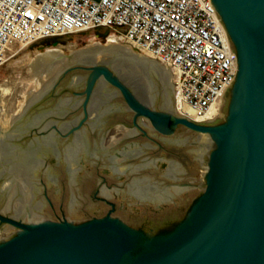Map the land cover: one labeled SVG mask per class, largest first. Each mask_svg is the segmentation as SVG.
Wrapping results in <instances>:
<instances>
[{"label":"water","instance_id":"1","mask_svg":"<svg viewBox=\"0 0 264 264\" xmlns=\"http://www.w3.org/2000/svg\"><path fill=\"white\" fill-rule=\"evenodd\" d=\"M211 4L238 64L236 77L222 98L215 120L200 124L176 115L168 70L154 65L126 45H115L95 51L63 71L28 107L7 140L0 141V210H5L7 216L15 213L16 219L24 217L30 223L26 225L0 216L1 223L20 230L15 236L0 239H9L0 242V264H123L134 252L138 237L109 219L78 226L42 222L62 213L70 220L81 222L101 211L102 206L96 204L98 201L91 192L101 177L107 178L111 185L116 180L111 173H106L107 163L100 166L92 163L93 155L105 159L103 150L95 152L94 140L101 143L104 131L116 124L122 125L118 121L127 119L130 113L126 106L133 113V126L137 129H140L137 120L145 119L156 132L165 136L173 135L177 126L197 132L179 134L182 139L195 142V146L177 147L165 142L163 152H147L151 157L176 160L181 165V181L195 183L191 197L204 191L205 180L207 185L203 202L191 214L188 223L163 239L151 241L148 249L134 256L128 264H264V0H211ZM82 70L90 72L88 79ZM100 81L118 90L122 98ZM84 87L83 93L74 95L83 97L85 118L80 125L88 119L90 127L85 128L89 149L82 152L83 132L77 131V148L69 147L65 154L70 175H76L78 158L85 164L76 183L71 184L64 164L58 166L54 153L40 152V148L28 150L27 145L31 124L46 112L45 117H63L70 113V120L61 130L78 129L82 102L73 93L82 92ZM171 92L173 107L167 102ZM119 111L125 115L117 118L118 121L114 115L103 118L105 113ZM41 120L38 118L37 122ZM216 121H219L218 126H208ZM100 123L104 125L101 132L94 133L92 128ZM56 125L54 119L46 128L55 129ZM19 136L23 140L13 144ZM45 144L59 156L54 143L46 139ZM116 149L112 154L119 151V147ZM140 153L129 150L109 157L110 169L115 175L124 176L128 171L154 166L153 160H145L135 167L123 164ZM44 155L50 165L47 168H42ZM163 169L166 178L176 179L177 165L164 163ZM163 169L141 172L136 177L144 179L130 183L129 194L140 201H166L168 208H172L167 200L175 192L179 193L180 188L165 190L150 183L164 182ZM51 177L57 181H52ZM58 187L59 196L55 194ZM45 192L55 212L50 210ZM106 195L111 197L110 192ZM184 199L181 194L174 200L183 203ZM128 200L132 206L144 210L145 217L154 225L179 217L167 215L169 210L151 215V209L155 208L153 203L138 202L126 193L113 198L112 202L117 207L128 208Z\"/></svg>","mask_w":264,"mask_h":264},{"label":"built area","instance_id":"2","mask_svg":"<svg viewBox=\"0 0 264 264\" xmlns=\"http://www.w3.org/2000/svg\"><path fill=\"white\" fill-rule=\"evenodd\" d=\"M87 32L167 69L176 115L217 118L238 64L211 0H0V68L16 45Z\"/></svg>","mask_w":264,"mask_h":264},{"label":"flooded vegetation","instance_id":"3","mask_svg":"<svg viewBox=\"0 0 264 264\" xmlns=\"http://www.w3.org/2000/svg\"><path fill=\"white\" fill-rule=\"evenodd\" d=\"M79 70H81V69H79ZM82 71H84V70H82ZM84 72L87 73V79H88L90 72H88V71H84ZM114 74H115V72H114ZM86 82H87V80L85 81V86H86ZM100 82H103L105 85L109 86L111 88V91H113L115 93V95H119V97L122 98L120 93L118 92V90H116L115 88H113L112 86H110L109 84H107L104 81H100ZM100 82H98V84L96 85L95 91H96ZM48 88H45L44 90H42L40 92V94L35 99H33L29 102V105L18 116V118L15 122H17L20 119V117L27 110V108L32 103H34ZM84 90H85V87L83 88L82 92H74L73 95L83 93ZM158 92L159 91H157L156 94L158 96H160V93H158ZM228 95H229V93L226 95V98L228 97ZM75 98H77V100H81V102H82L81 103L82 115H79L80 120H79V124H78V129H71L70 128L66 132H63L61 130L62 125L66 121L70 120V119L68 120V118L71 115L70 113L65 114L63 117H52V116H46L45 117V114L47 113L46 112V113L40 114L38 117H36L34 122L31 124L30 131H32V132L29 135L30 139H29V144L27 145L29 148L28 150L40 148V152L44 153V152L50 151V152L54 153V157L58 160V161H56V162H58V166L61 163L64 164V168L66 169V173H68V175H67L68 181H70L71 184L76 183L77 177H78L81 169L84 168V164H85L84 160L78 158L77 159L78 170L76 171V175H75V177H72L70 175L65 154H66L69 147L77 148V145H76V132L77 131L83 132L82 142L84 145L83 146L84 150L82 152L86 151L85 148L89 149V141H88L89 139L87 136L88 135L87 129L85 128L86 126L90 127V125H88V123H87L88 119H86L85 122L82 125H80L82 120L85 118L84 113H83V107H82L83 97L75 96ZM68 99L71 100L72 98H68ZM167 102H168L169 106L173 107L172 92L169 94V100ZM89 104H88V106H89ZM151 107L157 111H162L161 109H157L153 106H151ZM126 108L130 113L128 115V118L126 117L127 119H125V120H122V119L119 121L117 120V118H121L122 116L125 115V114H123V112H120V111L114 112V113L111 112L112 114L111 113H105L103 115V118L107 115L116 116V120L119 123H121L122 126L125 127L128 125V127H129L127 129L128 132H126V134H120L121 136L118 139H114V137H115L114 134H111L112 128H109L108 130L104 131L105 133L103 134V136L100 140L101 143H99L97 140H94L95 141V147H94L95 152H99V151L103 150V152L105 154L104 155L105 159L102 160L101 156L93 155L95 161L92 163L95 166H100L103 162L107 163L108 170L106 171V173L107 174L111 173V175H113L114 179L116 180V182H113L111 185L106 180L107 178L101 177V180L96 182V184H95L96 187L91 192L92 197L94 199H97V201H98L96 204H99L102 206V208H100L101 211L96 213L97 214L96 216H93L92 218L83 220L81 222H75L73 220H70V219L66 218L65 215H63V213L61 215L56 214L54 217H51V219L50 218L49 219H43V221H42V222H50V223H54V224H59V225H62L63 223H68V224H71L72 226H78V225H81V224H84L87 222H91V221H101L104 219H109V220L117 222L118 224L125 227L132 235L138 237L136 249L134 250V252L132 254H130L128 256V258H126L123 261L124 262L123 264H128L129 261L134 256H136L137 254L141 253L144 250H147L148 244H150L151 241L163 239V238L169 236L170 234H172L173 232H175L179 227L187 224L191 214L198 207V205L203 202L204 195L206 193V187H207L206 180H205L204 191H202L198 196L191 197L189 194L192 193L193 189H195V183L191 182V181H185V182L181 181V179H180L181 173L179 172L181 165L176 160L175 161L174 160H167L164 157L163 158L162 157H151L150 154L148 153L149 151H153L156 154L159 151L163 152V149H164L163 144L165 142L174 144L177 147L178 146H195L196 145L195 142H190L189 138H183L182 139L179 134H181L182 132H192L194 134H198L197 132L188 130L182 126H177L173 135L165 136V135H162V134H159L158 132H156L151 127L150 123L145 119H138L137 120V124L140 128V129H137L133 126V113L128 109L127 106H126ZM111 110H113V109H111ZM38 118H42V120L40 122H37ZM54 119H55V121H57V125L55 126V129L54 128L50 129L48 127L46 128L48 122L51 120H54ZM216 122L208 124V126H218L219 121L217 123ZM103 126L104 125L100 123L99 126H97L96 128H92V130L94 133L95 132L100 133L101 132L100 128ZM116 134L117 133H115V135ZM4 138L5 137H0V141H3ZM46 139H49L50 143H54L55 151L58 152L59 156H57L55 154L54 149L46 146V144H45ZM22 140H23V137L19 136V138H15L12 141V143L14 141L21 142ZM142 140H145L147 143L146 142H143V143L140 142ZM17 146L19 148H21L19 145H17ZM118 147H119V151L112 154V151L116 148L118 149ZM129 150L130 151H132V150L133 151H141V153L137 157L126 159L123 162V164H125L127 166H134L135 167L137 165L143 164L145 160L155 161L154 166L146 168V169H153L154 171L159 170V168L163 169L164 163H167V164L174 163L175 165L178 166V170H177L178 174H177L176 179L166 178L165 177L166 170L163 169V174H164L163 175V181L164 182H150L152 185L157 184L160 189L173 191V189H172L173 187L180 188L179 193L175 192L173 197L170 200H167L169 203L171 202V204L173 205L172 208H168V206L166 205V201L162 202V203L152 202L149 200L140 201V200L132 197L129 194L128 185L136 179H144V178H140V177L138 178L136 176H140L141 172L146 170L145 168L140 169L138 171H132V172L128 171L126 173V175H124V176H118V175H115L114 172H112V170L110 169L111 163L109 161V157L116 156V155H118L119 152H128ZM146 155H148V156H146ZM44 157H45V155L41 157L44 159V162H45L44 165H42V168H47L50 165H49V162L47 160H45ZM63 157H64V159H63ZM105 160H106V162H105ZM128 177H130V178H128ZM132 177H134V178L132 179ZM33 179H34V176H33ZM51 179L54 182L57 181V179L54 177L53 178L51 177ZM160 180H162V179H160ZM125 181H128V183H125ZM57 185H58V183H57ZM116 186H118L120 189L116 188ZM122 187H124V188H122ZM56 190H57V193H55V194L57 196L61 195V189L58 187V189H56ZM116 191H118L119 194H116ZM108 192L111 193V197L106 195V193H108ZM121 193H126L129 198H132L138 202L153 203L151 205H154L155 208L151 209V211H152L151 215H154V213L157 214L162 210H169L170 212L167 215L172 216V217L173 216H179V217H177V219L167 218L166 220H164V222H161V223H158L157 225H154L152 222H149L148 217H145L146 213L144 212V210H141V209L137 208L136 206H132L131 204H129L131 202L130 200H128V208L117 207L112 202V199L115 197H118L119 195H121ZM181 194H183V197H185V199L183 200V203L182 202L176 203V201L174 199L175 198L177 199V197L181 196ZM44 195L49 200L47 192H45ZM71 196H72V199H75L74 194H72ZM34 199H35V197H34ZM154 203H158V204H154ZM48 206H49L51 211L55 212L54 206H53L52 202H50V200L48 202ZM40 211L41 210H39V212ZM126 214H128V219H125ZM0 216L13 219L15 221L21 222L22 224H26V225L30 224L27 221V219H23L24 217L23 218L20 217V218L16 219L15 213L13 216H7L5 210H0ZM3 226H9V227L13 228V230L15 231L14 236L17 235L18 232H20L19 229L13 227L12 225L0 222V229ZM10 238H12V237H10ZM8 240L9 239L1 240L0 242L8 241Z\"/></svg>","mask_w":264,"mask_h":264},{"label":"rangeland","instance_id":"4","mask_svg":"<svg viewBox=\"0 0 264 264\" xmlns=\"http://www.w3.org/2000/svg\"><path fill=\"white\" fill-rule=\"evenodd\" d=\"M61 40L60 43L52 45H41L39 43L30 46L16 45L12 48L7 62L0 68V106L3 108L0 122H3V124L11 122V118L21 112L25 100L31 95L30 93L35 91L33 90L36 89L34 87L38 86V84L39 86L40 84L42 85L50 78V74L47 73L44 66L40 67V59L47 51H58V55L62 54L65 58H70L77 52L86 50L91 52L117 45L112 44L111 40L107 38V33L99 32L72 35ZM69 66L71 65L66 64V68ZM16 123L7 126L3 141L7 140ZM127 129V127L117 124L112 127L111 134H114V139H118L121 136L120 134L128 132ZM115 133L117 134L115 135ZM14 233L13 228L3 226L0 229V239Z\"/></svg>","mask_w":264,"mask_h":264},{"label":"bare ground","instance_id":"5","mask_svg":"<svg viewBox=\"0 0 264 264\" xmlns=\"http://www.w3.org/2000/svg\"><path fill=\"white\" fill-rule=\"evenodd\" d=\"M100 50V49H99ZM95 51L98 50H93L91 52H88V50L83 51V52H77L76 54H74L72 57H68L65 58L62 54L58 55V51H47V53L45 55H43L40 59V67H43L47 70V73H49L50 78L48 79L47 82H44L42 85L38 84V86L36 85V89H33L35 91H33L32 93H30L28 99L25 100L24 105L22 106L21 112L19 114H17L16 116H14L13 118H11V122H5V124H3V122H0V137H5V131L7 129V126L13 124L18 116L23 112V110L29 105V102L31 100H33L32 98H36L40 92L42 91L43 88H48L53 81L58 77V75L66 69V64L72 65L73 63H75L76 61L94 53ZM54 64V65H53ZM43 68V69H44ZM47 75V74H46ZM37 90V91H36ZM44 90V89H43ZM3 111V108L0 106V115ZM212 113L214 112V110L212 109L211 111Z\"/></svg>","mask_w":264,"mask_h":264},{"label":"trees","instance_id":"6","mask_svg":"<svg viewBox=\"0 0 264 264\" xmlns=\"http://www.w3.org/2000/svg\"><path fill=\"white\" fill-rule=\"evenodd\" d=\"M62 40L61 39H50V40H46L41 42V45H52V44H58L60 43Z\"/></svg>","mask_w":264,"mask_h":264}]
</instances>
